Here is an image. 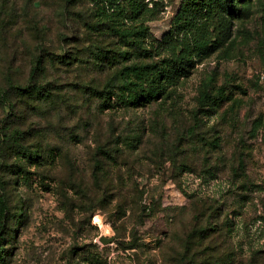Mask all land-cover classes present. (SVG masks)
Instances as JSON below:
<instances>
[{
    "label": "rangeland",
    "instance_id": "rangeland-1",
    "mask_svg": "<svg viewBox=\"0 0 264 264\" xmlns=\"http://www.w3.org/2000/svg\"><path fill=\"white\" fill-rule=\"evenodd\" d=\"M111 1L0 0V264H171L198 229L201 260L264 264V0L211 41L198 18L192 62L162 98L123 107L110 94L103 107L117 64L96 47L129 50L126 64L168 60L193 0ZM140 25L131 40L142 50L116 33ZM7 79L51 98L19 95ZM204 87L227 97L201 102ZM18 144L39 146L41 162Z\"/></svg>",
    "mask_w": 264,
    "mask_h": 264
},
{
    "label": "trees",
    "instance_id": "trees-1",
    "mask_svg": "<svg viewBox=\"0 0 264 264\" xmlns=\"http://www.w3.org/2000/svg\"><path fill=\"white\" fill-rule=\"evenodd\" d=\"M247 4L248 0H193L190 4L185 6L183 13L181 14L183 30H185V38L182 36L178 43L181 50L177 53L171 54L168 60L163 59L159 62L134 61L126 64L124 63V60L126 61V59H128L127 55L129 50L121 51L116 57H114V55H105L103 49L96 47L98 51L95 52L94 55L97 60L101 61L102 58H105L106 63L117 64L114 68L113 78L109 79V82L105 87L107 90L101 92L100 98L103 101L102 106L114 107V102L112 101L110 94L118 102V105L123 107L144 105L146 103L150 104L152 101H156L158 98L165 96L168 93V86L175 82L178 74H185L187 72L185 68L186 65L189 66V63L192 62L189 57L192 52V46L189 41L190 38H188V34L186 33L192 32L193 28H199L201 22L198 18H202V23L212 27L213 30H211L212 32L209 33L208 36V41H211L213 36L220 38L222 35H227L231 19L233 17L245 16L247 14ZM97 25L100 24L98 23ZM217 26L220 27L219 30H217ZM108 27L111 28V26ZM137 28L133 30H116V33L120 38L126 39L128 42L133 41L134 46L136 45L137 49L142 50L143 48L140 45L137 46V40H131V38L135 39L137 33H141L145 30V27L141 25ZM213 31L216 32L214 35ZM205 43H207V41ZM43 63L44 61L40 56L35 59L34 67L31 70V77L34 78V71L39 68L41 69ZM7 84L8 88L15 90L17 94L32 97L34 100L37 98V100L45 101L51 98V91L34 80L20 85L14 83L12 79H7ZM109 86L111 89H108L110 88ZM6 90V88H0V101L2 103H7L5 97ZM106 91L108 92L107 95H105ZM225 93L226 91L220 88L217 94L212 95L209 92L208 87H204L198 98L199 101L205 103L217 99L223 101L227 97ZM7 105L11 108L10 112H12V110H14V105L11 103ZM3 124V122H0V128L4 126ZM4 140V130L0 129V151L4 148ZM18 147L20 153L23 154L24 157L34 159L37 163L41 162V148L39 146L30 148L18 144ZM2 165L3 164L1 163L0 166L2 167ZM1 167L0 171L2 170ZM7 168L9 169L11 166L8 165ZM0 184L1 187L5 184V180L2 177H0ZM8 208L6 198L0 194V222L6 218ZM206 232L207 230L204 231L203 229H198L194 233H188L183 244V252L176 258L172 257L173 260H170V263L172 264L173 261H175L176 264H197V262L199 263L202 261H204L203 263L212 264V262H216L217 260L211 261L209 260L210 258L201 260L198 255L201 251L200 246L203 244L202 237ZM0 259H2L1 254Z\"/></svg>",
    "mask_w": 264,
    "mask_h": 264
},
{
    "label": "water",
    "instance_id": "water-1",
    "mask_svg": "<svg viewBox=\"0 0 264 264\" xmlns=\"http://www.w3.org/2000/svg\"><path fill=\"white\" fill-rule=\"evenodd\" d=\"M100 241H102L103 243H107V242H110L111 241V238H104V237H102L101 239H100Z\"/></svg>",
    "mask_w": 264,
    "mask_h": 264
},
{
    "label": "bare ground",
    "instance_id": "bare-ground-1",
    "mask_svg": "<svg viewBox=\"0 0 264 264\" xmlns=\"http://www.w3.org/2000/svg\"><path fill=\"white\" fill-rule=\"evenodd\" d=\"M94 218H95V221H97V222H101V221H100V217H99L98 215H95ZM95 223H96V222H95ZM102 223H103V222H102ZM102 225H103V224H102ZM105 225H106V224H105Z\"/></svg>",
    "mask_w": 264,
    "mask_h": 264
}]
</instances>
